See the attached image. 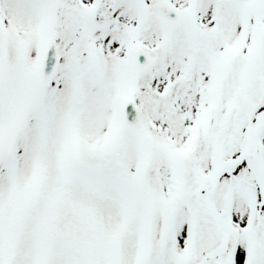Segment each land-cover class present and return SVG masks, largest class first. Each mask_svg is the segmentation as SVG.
Segmentation results:
<instances>
[{
  "label": "snow or ice",
  "instance_id": "snow-or-ice-1",
  "mask_svg": "<svg viewBox=\"0 0 264 264\" xmlns=\"http://www.w3.org/2000/svg\"><path fill=\"white\" fill-rule=\"evenodd\" d=\"M0 264H264V0H0Z\"/></svg>",
  "mask_w": 264,
  "mask_h": 264
}]
</instances>
